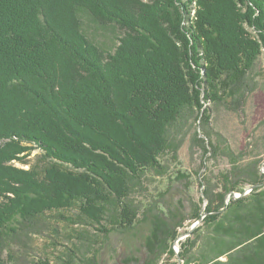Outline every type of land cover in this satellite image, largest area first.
<instances>
[{
    "label": "trees",
    "instance_id": "16d2710c",
    "mask_svg": "<svg viewBox=\"0 0 264 264\" xmlns=\"http://www.w3.org/2000/svg\"><path fill=\"white\" fill-rule=\"evenodd\" d=\"M83 13L120 28L112 53L85 36ZM261 57L264 0H0V264H50L30 254L51 219L98 233L80 234L86 249L98 245L91 257L76 247L62 263L99 264L116 253L111 239L137 238L143 251L126 261L176 264L188 230L178 231L203 215L178 242L181 264H264L259 159L245 161L209 125L211 109H243ZM192 122L191 147L228 168L194 174L197 202L179 170L136 202L178 162Z\"/></svg>",
    "mask_w": 264,
    "mask_h": 264
},
{
    "label": "rangeland",
    "instance_id": "374dc122",
    "mask_svg": "<svg viewBox=\"0 0 264 264\" xmlns=\"http://www.w3.org/2000/svg\"><path fill=\"white\" fill-rule=\"evenodd\" d=\"M79 18L83 33L92 43L107 53H112L115 50L119 41L118 38L122 34L119 27L112 24H109V26L107 24L102 26L97 25L90 20L87 13L80 14ZM262 60L263 58L261 57L250 74L251 84H253L252 87L254 88L247 96L243 109L239 112L225 107L211 109L209 125L213 130L212 132L223 137L225 143L235 153H240L244 156L245 161L258 158L259 170L264 174V61ZM195 130H199L198 123L192 122L187 129V136L178 151V162L171 163L168 160L167 175L163 178H150L145 184L147 191L144 192L142 197L136 198V202L146 204L147 199L165 187L168 182L172 183L173 177L178 170L193 176V184L190 186L188 198L193 202H197L201 196L202 188L199 187L194 174L198 172V175L203 177L215 174L218 170L228 168L227 161L224 158L210 159V154L203 157L199 148L196 146L191 147L190 138ZM215 140L216 136L213 135V141ZM40 154V150H34L28 158L31 164L37 162V157ZM166 158L168 159L169 157ZM15 165L20 167L18 163H15ZM169 178H171L170 181L168 180ZM179 188L185 191L184 187L179 186ZM63 214L67 218L73 217L76 219L77 211L70 210L63 212ZM51 220L55 224L53 230H43L33 236L30 254L32 260L48 259L50 264H65L62 262L68 261L69 251L76 250V247H78L79 253H81L80 256L87 258L91 257L98 248V245L91 242L92 248L86 249L87 242L90 241H84L83 239L86 237L80 236L81 231L88 230L87 232H90L88 234L90 235L89 237L94 238V235H98L95 229H88L79 224H71L63 220ZM189 224V222H186L185 227L178 232L183 234L186 230H189L191 227ZM95 240L97 239L95 238ZM183 240V236L181 235L175 241L173 247L179 248L178 242ZM110 243L116 247V253L111 256L109 251H103L101 258L98 257L99 264H127L126 262L129 260L126 261V256L131 258V256H137L139 252L143 251L137 238L131 240L130 247L125 246L121 240L115 238L111 239ZM59 257L61 261H59ZM133 263V261H129V264Z\"/></svg>",
    "mask_w": 264,
    "mask_h": 264
},
{
    "label": "water",
    "instance_id": "95a60500",
    "mask_svg": "<svg viewBox=\"0 0 264 264\" xmlns=\"http://www.w3.org/2000/svg\"><path fill=\"white\" fill-rule=\"evenodd\" d=\"M251 190H252V188H248L242 194H239V193H230L228 196H233L234 199H238V198L242 197L243 195L247 194L248 192H250ZM228 196H226L227 197L226 202L228 201V198H229ZM203 217H204V215L200 219H198L197 222H195V223H193L191 225V227L187 231V233H185L184 235H182L183 236V239L187 238L190 235V233L200 224L199 222H201V220H202ZM173 250H174V252L176 254V264H181V259H180L179 255H178L179 248H176L174 246L173 247Z\"/></svg>",
    "mask_w": 264,
    "mask_h": 264
}]
</instances>
